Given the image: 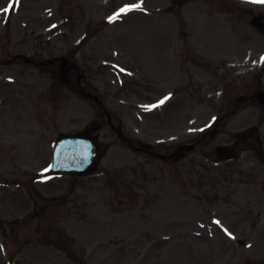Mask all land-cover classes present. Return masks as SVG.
Segmentation results:
<instances>
[{"label": "rangeland", "instance_id": "1", "mask_svg": "<svg viewBox=\"0 0 264 264\" xmlns=\"http://www.w3.org/2000/svg\"><path fill=\"white\" fill-rule=\"evenodd\" d=\"M259 11L0 0V264H264ZM83 131L104 143L96 166L46 178L57 135Z\"/></svg>", "mask_w": 264, "mask_h": 264}, {"label": "water", "instance_id": "2", "mask_svg": "<svg viewBox=\"0 0 264 264\" xmlns=\"http://www.w3.org/2000/svg\"><path fill=\"white\" fill-rule=\"evenodd\" d=\"M253 23L262 25L264 23V14L253 17ZM263 22V23H261ZM261 102L264 100L258 95ZM99 143L89 136H62L54 146L53 164L49 173H81L85 172L95 161L98 152ZM182 150L178 151V155ZM225 151L226 156L231 151L220 146L217 152Z\"/></svg>", "mask_w": 264, "mask_h": 264}, {"label": "snow or ice", "instance_id": "3", "mask_svg": "<svg viewBox=\"0 0 264 264\" xmlns=\"http://www.w3.org/2000/svg\"><path fill=\"white\" fill-rule=\"evenodd\" d=\"M16 2L18 3V0H16ZM252 2H253V3H261V4H264V0H252ZM13 7H14V4L10 3V4L8 5V7H6V8L3 9V11H4V12H8V11H9L10 9H12ZM139 7H140L139 4H133V5H130V6H125V7L121 8V9L119 10V12H117L115 15L110 16V17H109V20L112 21V20L118 19L119 16H120L121 14L126 13V12H129V11H131L132 9H134V8H139ZM121 71H123V69H121ZM167 99H168V97H165L164 100H161V101H160V104H163V103L165 102V100H167ZM157 106H158V105H152V106H150V107H153V108H154V107H157ZM215 223L219 224L220 221H215ZM228 234L231 235V233H228Z\"/></svg>", "mask_w": 264, "mask_h": 264}]
</instances>
